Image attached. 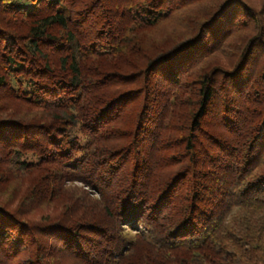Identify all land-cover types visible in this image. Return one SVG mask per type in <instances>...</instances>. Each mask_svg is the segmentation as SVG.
Here are the masks:
<instances>
[{
    "label": "trees",
    "instance_id": "16d2710c",
    "mask_svg": "<svg viewBox=\"0 0 264 264\" xmlns=\"http://www.w3.org/2000/svg\"><path fill=\"white\" fill-rule=\"evenodd\" d=\"M0 264H264V0H0Z\"/></svg>",
    "mask_w": 264,
    "mask_h": 264
},
{
    "label": "rangeland",
    "instance_id": "374dc122",
    "mask_svg": "<svg viewBox=\"0 0 264 264\" xmlns=\"http://www.w3.org/2000/svg\"><path fill=\"white\" fill-rule=\"evenodd\" d=\"M69 186H72V187H74V186L81 187L82 184L81 183H73V184H69Z\"/></svg>",
    "mask_w": 264,
    "mask_h": 264
}]
</instances>
